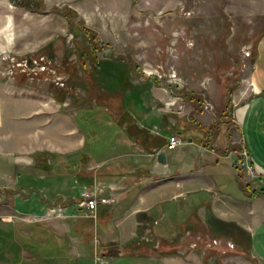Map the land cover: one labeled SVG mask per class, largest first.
Masks as SVG:
<instances>
[{"label": "rangeland", "instance_id": "1", "mask_svg": "<svg viewBox=\"0 0 264 264\" xmlns=\"http://www.w3.org/2000/svg\"><path fill=\"white\" fill-rule=\"evenodd\" d=\"M42 1L44 11L35 12L12 5L9 0H0V99H5L0 106L7 122L3 130H10L21 138L26 124H46V115L31 112L36 102L30 98L42 93L52 94L56 109L60 105V114L49 117L52 121L47 127L54 130L51 139L62 143L63 129L68 123H64L62 115L75 110L72 118L76 126L85 130V135L87 128L97 132L96 160H107L100 168L120 162L109 159L113 156L111 142L125 131L108 124L103 120L105 116L95 114L101 113L98 103L103 104L106 111L116 110L105 102L110 96L104 98V92L98 91L99 85L113 81L115 90H109L110 95L116 94L117 99L124 97L138 120L144 109L139 107L138 94L129 93V88H125L128 86L122 67L119 77L106 62L95 70L99 57L110 58L103 59L105 61L124 58L132 68L128 75L132 85L154 84L160 90L167 89L173 95L196 102L197 107L207 106L220 121L231 123L232 107L227 102L239 83L244 64L251 60L258 37L264 32V0ZM61 5H68L75 14L70 13L66 19L50 11L53 6ZM245 50L250 52L249 56H244ZM66 100L72 107L65 104ZM153 124L160 130L161 137H169L170 132L161 118L148 120L145 128L148 130ZM178 136L183 139L182 145L166 151H172L177 159L178 155H183L182 147L188 135L179 133ZM94 147L86 140L84 149L71 153L49 155L47 153L52 152L43 151L40 160L45 159L49 169H42L43 164L35 162V153H32L33 160L30 157L19 164L12 163L13 155L18 152L15 147H9L14 149L12 153L0 154V264H36V253L40 256L39 264H46V256L51 257L48 262L59 259L76 262L73 256L66 254L65 237H55L48 231L51 228L48 221L62 219L67 227L76 229L93 226L63 216L68 213L63 208L81 203V200L68 203V199H77L83 190L80 179L74 174L77 164L70 168L64 165L77 162L75 156L79 151L86 153ZM81 156V153L77 155L79 159ZM85 165L81 166V176L86 174ZM219 179L226 186L216 191L225 192L232 187L237 199L249 198L238 195L244 193L240 184L229 185L228 176L220 175ZM249 186L253 193L264 195L263 188ZM139 190L134 189L129 199L135 198ZM175 206L176 203L171 202L158 204L153 213L159 214L161 210L169 213L170 208L174 216V211H178L174 210ZM189 223L191 221L183 222L179 242L186 252H196L201 264H235L240 259L238 256L252 264L258 263L251 252L252 237L247 231L227 229L212 221H206V225ZM155 225L156 221L151 223ZM98 226L95 224L94 228ZM137 230L139 244L157 243L149 235L143 237L144 225L140 224ZM238 239L243 248L250 245L247 252L236 249L234 245ZM255 240L256 248L264 252V237L260 232Z\"/></svg>", "mask_w": 264, "mask_h": 264}, {"label": "crops", "instance_id": "2", "mask_svg": "<svg viewBox=\"0 0 264 264\" xmlns=\"http://www.w3.org/2000/svg\"><path fill=\"white\" fill-rule=\"evenodd\" d=\"M103 59L110 58L99 57V60ZM110 81L101 83L98 91L102 94L104 92V98L110 96L105 102L118 109L123 105L124 97L119 100L116 94L110 95V91L115 90L113 81ZM147 83H138L146 86L138 94L139 107L144 109L141 112L142 118L138 120L135 117L128 103L127 106L131 108L128 113L132 120L117 127L125 133L111 142L113 156L109 159L123 162V172L117 177H97V169L107 160H96L98 151L94 145L97 146L99 142L96 141L97 132L87 128L88 136L85 135V130L78 128L73 121L75 110L69 111L71 114H61L64 123L68 121L63 129L62 143L51 139L54 130L47 127L52 121L49 117L60 111V105L56 109V100L52 94L42 93L30 98L36 102L31 112L46 115L47 122H35L32 126L30 123L26 124L22 129L24 131L21 130V138L10 130H3L7 122L2 116L0 106V154L12 153L11 150L14 149L10 148L15 147L18 152L13 155V164H19L30 157L32 159V153L38 151L59 154L78 151L83 148L86 140L91 141L94 147L89 154L88 163L84 166L86 174L80 179V187L82 191L90 187L103 189L113 202L98 205L97 211L103 213L105 207L112 206L111 215L103 216L100 224L97 211L96 217L92 219L90 211L82 203H78L74 207L63 208L64 212L68 210L63 216L78 219L85 225L92 223L93 226L76 229L67 227L62 219L50 218L48 222L51 228L48 231L55 237H65L68 243L66 254L76 259L73 264H201L198 254L193 250L186 252L179 242L183 235L182 224L184 221H195L197 224L200 222L206 225L208 216H214V219L234 224L250 233L251 252L256 256L257 264H264V252L256 248L255 240L259 232L264 237V227H261L264 224V195L255 194L248 189L251 184L255 188L258 186L264 189V32L258 37L251 60L244 64L239 83L230 96L231 123L226 125V121H221L222 125L229 127L228 133L220 130V125L218 131L213 129L208 136L210 126L215 121H220L214 112L205 105L197 107L194 101H188L178 94H171L167 89L160 90L154 84ZM172 99L173 101H169ZM3 100L5 99H0V103ZM158 102L162 105L158 106ZM65 104L72 107L69 100ZM98 104L100 109H104L103 104ZM119 111L122 112V109ZM113 115L114 113L111 114ZM157 118H161V123L170 132L169 135H188L182 147L183 155H178V159L173 157L172 151L166 152L168 138L152 140L154 136L161 137L156 124L148 130L145 128L148 120ZM61 123L63 120L59 122V126ZM204 143L210 144L212 148L204 146ZM227 144L231 146L225 149ZM242 150L246 152L245 155L241 154ZM160 152L166 157L165 163L157 161V154ZM232 155L237 157L235 162ZM238 156L241 161L235 166ZM220 175L228 176L229 185L239 183L244 193L238 195L249 198L237 199L233 194L236 191L232 187L225 192L216 191L217 188L226 186L219 179ZM90 178L92 182H89ZM135 188L140 190L130 200L129 196ZM166 202L176 203L174 210L178 211H174V216L170 208L169 213L161 210L159 214L150 215L158 204ZM140 213L146 214L139 218ZM181 214L182 217L178 218ZM155 221L156 225L151 226ZM95 224L100 227L94 228ZM140 224L145 229L143 237L149 235L150 239H155L156 244H139L136 238ZM34 256V262L39 264V254ZM46 258V264H72L65 259L48 262L51 257ZM238 258L240 259L235 264H252L241 256Z\"/></svg>", "mask_w": 264, "mask_h": 264}, {"label": "trees", "instance_id": "3", "mask_svg": "<svg viewBox=\"0 0 264 264\" xmlns=\"http://www.w3.org/2000/svg\"><path fill=\"white\" fill-rule=\"evenodd\" d=\"M9 2L12 5L21 6V7L26 8L27 10H31V11H35V12H43L44 11V3H43L42 0H9ZM50 11L51 12H54L56 14L62 15L66 19H68L70 13L75 14L74 11L68 5L53 6L52 8H50ZM71 25L72 24L68 22V26L70 28H71ZM85 30L88 31V32H91L90 29H87L86 27H85ZM94 40H95V38H94ZM94 59L96 60V58H94ZM102 62L103 63L106 62L110 67L114 68V70H116V72L119 73L118 77L122 75V70H120L119 68L122 67L125 70L124 71V76H125L124 79H127L126 85L128 86V87H125V88H129V93H132V94L137 93V94H139L140 92H142V90H144L145 85H143V84H133L132 85L131 83H129L128 75L129 74L131 75L132 68H131L130 63L127 60H125L124 58L122 60H113V61H105V60H101L100 61V60H98L96 62L97 63V67L95 68V70H97V68L99 69L98 66H100L102 64ZM125 88H123V90H125ZM190 99L193 100L194 97L192 96ZM128 103L123 102V105L121 106L122 107V112L119 111V109L112 110V111H109V110L106 111L104 109H101L100 110L101 113L100 112H97V113L95 112V114L97 116H101V115L102 116H105L103 118V120H105L106 122H110L111 125H115L116 127L119 128L123 123H126L129 120H132V116L128 113V110L130 109L127 106ZM227 104H228V106L231 104L229 100H228V103ZM112 113H114L113 116H111ZM220 116L221 115H218V117H220ZM220 125H221L220 130L223 129V130H225L226 133H228L229 127L226 126V125H228V123L226 125H222L221 121H215L210 126V128L208 129V131H207L208 132V136L211 135V132H212L211 130L216 129L218 131ZM209 131H210V133H209ZM157 138H161L162 140H165L164 137H156V136L152 137V140H155ZM142 143L144 144L145 142L142 141ZM151 144H152V146H154V143L153 142ZM204 144H205L204 146H207V147L212 148L210 146V144H208V143H204ZM144 146L147 147L145 144H144ZM230 146L231 145L227 144L226 147H225V149H228ZM84 148H85V144H84V146H83L82 149H84ZM82 151H79L77 153V155L79 153H81L82 156H81L80 159L77 157V155L75 156V158H77V162H72V163H68V165H64L65 168H68V167L70 168L71 166L73 167V165L75 166V164H77L76 166L78 167V170L75 171L76 173H74V174L79 179H83V177H84L83 175L81 176V174H82L81 166L82 165H85L89 161V159H90L89 154L91 153V149L88 150L86 153H82ZM47 154L54 155L53 153H47ZM43 155H44V153L37 152V153H35L33 155V158H34V160H35V162L37 164H43V166H40L42 169H45V168H48L49 169L50 167L47 165L45 159L43 161L40 160V158ZM240 161H241V157L238 156V161L234 165L235 166H238V164H239ZM106 167H108V168L106 169ZM106 167H104V169H102V168H98L97 169V171H96L97 177H99V178H107L109 176L117 177V176H120L122 174V172H123V169H122L123 162L122 161L117 162L114 165H110L109 164ZM239 172H240V170H239ZM91 181H92V178L89 179V182H91ZM80 200H81V197L78 196L77 199H73V198L68 199V203H77ZM111 207L112 206L105 207V209L103 210V213L99 212V210L97 211V217H98V220H99L98 222L100 224H101V220L100 219L103 216L106 217L108 215H111V209H112ZM145 214L146 213H140L138 215V217L141 218L142 216H145ZM150 215H153V210L150 212ZM108 218H110V216ZM208 218H210L212 222L217 223V225L219 224V226L227 227V229L228 228L231 229V227H232V228H234V229L237 230L239 228L238 226H236L234 224H228V223L222 222V221L217 220V219H214V218L212 219V217H210V216H208ZM150 221H152V219H150ZM207 221L208 222H211L209 219H207ZM241 243L242 242L238 239V240H236L234 246L236 247V249H238L240 251L247 252L249 250V248H250V245L248 244V245H246V248H243L242 247L243 244H241Z\"/></svg>", "mask_w": 264, "mask_h": 264}, {"label": "built area", "instance_id": "4", "mask_svg": "<svg viewBox=\"0 0 264 264\" xmlns=\"http://www.w3.org/2000/svg\"><path fill=\"white\" fill-rule=\"evenodd\" d=\"M244 56H249L250 52L245 50ZM148 75H152V72H146ZM182 143V139L176 135L172 134L168 137L165 144L166 150H174ZM242 155H245L246 152L242 150ZM81 203L90 211L93 218L96 217L97 207L100 204L112 203L113 199L110 196L105 195V192L101 188H93L90 190H84L80 193Z\"/></svg>", "mask_w": 264, "mask_h": 264}, {"label": "water", "instance_id": "5", "mask_svg": "<svg viewBox=\"0 0 264 264\" xmlns=\"http://www.w3.org/2000/svg\"><path fill=\"white\" fill-rule=\"evenodd\" d=\"M232 158H233V162H235L237 160V157L235 155H232ZM157 161L160 163L166 162V157H165L164 153L160 152L157 154Z\"/></svg>", "mask_w": 264, "mask_h": 264}]
</instances>
